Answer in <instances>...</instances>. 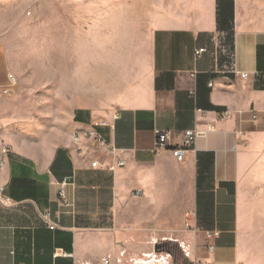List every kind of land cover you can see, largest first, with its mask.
Segmentation results:
<instances>
[{"label":"crops","instance_id":"0c3cea01","mask_svg":"<svg viewBox=\"0 0 264 264\" xmlns=\"http://www.w3.org/2000/svg\"><path fill=\"white\" fill-rule=\"evenodd\" d=\"M33 1L0 0V264H264V0H131L109 41L61 39L45 59L40 118L6 99ZM99 119L119 152L83 136Z\"/></svg>","mask_w":264,"mask_h":264},{"label":"rangeland","instance_id":"374dc122","mask_svg":"<svg viewBox=\"0 0 264 264\" xmlns=\"http://www.w3.org/2000/svg\"><path fill=\"white\" fill-rule=\"evenodd\" d=\"M21 6H27L32 14L20 20V33L13 36L12 45L19 52L18 73L14 92L6 99L25 117L40 118L42 111L37 113L33 109L44 105L45 59L51 54L52 61L58 62L61 39L68 43L77 37L87 48L97 40L109 41L112 35L120 33L118 29L126 26L129 18H123L124 12L129 11V15L138 4L131 0H34ZM61 27L65 31L63 36ZM74 27L80 29L78 35H72Z\"/></svg>","mask_w":264,"mask_h":264},{"label":"built area","instance_id":"2783aa9c","mask_svg":"<svg viewBox=\"0 0 264 264\" xmlns=\"http://www.w3.org/2000/svg\"><path fill=\"white\" fill-rule=\"evenodd\" d=\"M205 49L200 48L196 51V53H201ZM228 72L230 73H236V62H235V56L234 53L231 55V64L228 67ZM242 77H246L247 73L242 72L240 74ZM7 91V90H6ZM115 118V116H113ZM253 119L256 120V117L253 116ZM216 119L209 120L207 127L203 130H199L196 128L185 130L183 133V137L181 140V143L179 146L172 147L171 152L175 156V158L178 161H182L184 159L185 153L193 146L197 136L201 133H206L209 130H212L215 127ZM109 121L106 119H99V120H92L90 123V126L83 132V136L86 137V139L91 140L97 147V151L101 152V149L109 151L110 153H117L120 150H117L114 146L110 145L106 134L103 133L100 128H107L110 127ZM155 150L160 151L163 149H167V143L170 139L171 133L169 131H164L160 129H155ZM239 136H243V133L241 131L238 132ZM79 136L77 133L74 134L73 138H77ZM245 142V140H244ZM124 161L122 158L118 157L116 165H122L123 166ZM91 165L93 167L99 166V160L95 159L92 161ZM111 168V167H110ZM66 183V180H63L61 183V187L59 190V196H60V203L61 204H67V200L64 198V192L63 188ZM0 202L4 204H12L11 198L4 195L2 188L0 187ZM50 227H53V225H50ZM195 230H198V228H195ZM206 238L210 241L214 238H217L219 236V231L217 229H209L205 231ZM209 250L214 249V244L210 243L208 245ZM201 264V263H196Z\"/></svg>","mask_w":264,"mask_h":264},{"label":"trees","instance_id":"16d2710c","mask_svg":"<svg viewBox=\"0 0 264 264\" xmlns=\"http://www.w3.org/2000/svg\"><path fill=\"white\" fill-rule=\"evenodd\" d=\"M171 250L173 251V255L175 256V258L178 256V253H179V249H178V247L177 246H172L171 247Z\"/></svg>","mask_w":264,"mask_h":264}]
</instances>
